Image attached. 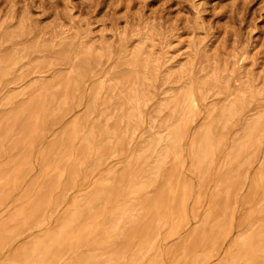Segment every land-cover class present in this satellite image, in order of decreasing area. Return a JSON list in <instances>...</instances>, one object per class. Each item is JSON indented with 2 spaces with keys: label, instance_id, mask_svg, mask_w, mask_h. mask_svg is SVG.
<instances>
[{
  "label": "rangeland",
  "instance_id": "374dc122",
  "mask_svg": "<svg viewBox=\"0 0 264 264\" xmlns=\"http://www.w3.org/2000/svg\"><path fill=\"white\" fill-rule=\"evenodd\" d=\"M145 37L158 41L161 47L157 48L165 45L170 48L171 56L160 68V71L163 69L160 79L169 71L173 73L186 69V73L180 79L177 75L173 76L167 85L154 91L156 98L146 107L145 123L136 130L135 133H139L134 135V141L131 145L125 142L123 149L118 148L123 151L126 149L124 155L111 156L113 147H107L101 156L90 151L82 159L77 155L80 137L74 141L70 139L68 127L78 119L83 134L93 132V142L100 138L102 129L107 125L106 116H115L120 108L123 101L119 94L120 83H124L127 63L132 60L133 53L141 46ZM149 41L150 39L145 44L147 47L143 50V58L148 57L151 51ZM157 48L155 46V50ZM156 53L161 54L162 50L157 49ZM9 57L14 60H6ZM13 61L15 64H12ZM189 66L194 67V74H187ZM214 68L224 70L222 75L229 78L227 79L232 87L228 91L216 87L204 92L206 99L200 103L201 110H198L197 115L199 118L196 117L188 135L183 139L184 142H181V149L184 148V155L182 151L181 155L185 157L180 155L176 162L170 159L164 173L144 189L139 196L145 203L144 209L126 228L124 236L118 241L104 244L100 235H92L89 241L82 243L83 249L80 248L77 252L65 249V252L69 250L54 264H75L78 256L92 252L105 256L121 248L122 242H128L129 253L140 244L143 239L140 232L152 219L150 213H155L157 208L164 213L163 219L166 218V222L155 229L153 239L150 238L151 250L139 264H149L152 259L156 260V264H192L193 256L215 248L221 254L206 264H218L230 241L244 234L250 224L264 218V203H259L264 194V171L260 190L255 194L252 192V195L249 193L250 197L255 196L256 199L247 195L253 189L257 170L264 165V140L258 146L243 152L250 157L251 164L242 167L238 174L236 167L226 162V155L239 142L246 121L258 112H264V0H0V196L2 192L6 194L1 196L6 200L0 198V264H10L25 244L27 246L46 231H53L73 202H80L94 192L96 183L110 167L121 171L128 161V155L138 149L139 143L151 135L152 131L162 129L159 125L150 127L149 124L151 118L159 121L167 115L166 112L162 115L155 112L160 98L171 92H178L191 80L197 81L204 73L216 70ZM159 81L157 86L161 84V80ZM100 83L111 85L113 89L94 97L93 90ZM210 87L208 85L206 90ZM249 89L263 95L251 99L243 116L223 131L222 147L215 154L210 169L212 171L205 175L206 179L203 177L205 180L198 177L192 173L188 156L191 136L195 132L193 129L197 131L200 124L205 123L206 116L203 115L209 109L228 104L239 94L236 91L248 92ZM161 90L165 92L162 94ZM41 99L43 105H40ZM107 99L112 103L109 115H105V106H102ZM24 106L25 111L21 110ZM40 109L43 111L41 115ZM16 113L22 115L17 124L12 119ZM26 116L29 119L24 122ZM38 121L42 123L41 130ZM41 121L45 122L44 125ZM30 123L32 129L28 127ZM36 124L38 129H34ZM67 137L72 140L71 143ZM62 150L68 152L62 156ZM99 162L101 165L98 166ZM174 169V176L170 177L169 173L172 174ZM73 170L76 173L72 175ZM61 171L64 176H60ZM209 174L212 176L209 177ZM48 178L54 182H48ZM229 180L232 188L225 186V182ZM47 182L52 187L48 192L50 202L40 206L38 211L35 209V215L31 214L38 200L36 197L38 198L43 188L48 187ZM190 182L193 192L191 199L187 200V215L182 217L170 206L172 196L183 184L191 186ZM106 188V194L113 193L108 186ZM160 189L163 197L155 207L153 202ZM110 204L108 198L102 199L98 211L109 209ZM162 204L166 205V210L160 207ZM210 210L213 213L208 218ZM84 212L86 214L80 220L83 224L103 222L102 216L96 220L85 219L89 212ZM39 221L42 223L37 226ZM135 226V230L132 229ZM231 227L233 228L230 230ZM196 230L197 234L193 237L192 233ZM219 233L226 237L215 243L214 238ZM151 253L155 255L154 258Z\"/></svg>",
  "mask_w": 264,
  "mask_h": 264
},
{
  "label": "bare ground",
  "instance_id": "6f19581e",
  "mask_svg": "<svg viewBox=\"0 0 264 264\" xmlns=\"http://www.w3.org/2000/svg\"><path fill=\"white\" fill-rule=\"evenodd\" d=\"M148 39H150L149 48H151V51L148 50V51H150V53L147 51L149 53L148 54L149 56L143 58L142 57L143 50L147 47L145 44L148 42ZM161 39H162V37H161ZM156 42L151 37H145L141 46H139V48L133 53L132 60L130 62H128L127 66H126L128 71L124 72V75H123L124 83H120V86L122 88L120 87L119 94H120V96H122L123 101L121 102L120 108L117 111L115 116H110V117L106 116L107 117L106 118L107 125H105L104 128L102 129V133H100V135H99L100 138L96 142H93L95 139L93 132L86 133V134L82 133L83 129L81 128L80 121L78 119L75 120L71 125L69 124L70 127H68V128H69L70 139H72L74 141L80 137V143H79L77 155H80V157L83 156L84 158H86V156L90 153V151H92L93 153L100 154V156H101L103 150H105L107 147L108 148L113 147V150L111 152V156H115L117 154H123L124 151H126V149L123 151V150H119L118 148L123 149L125 142H127V145H131L132 141H134V138L136 136L135 134L139 133V132L135 133L136 130L143 123H145L146 107H148L149 103L151 104L154 101V99L156 98L155 94H154L156 92H154V91H156V89H159L160 86L167 85V83H169L170 79L173 76L177 75L180 79L186 73L185 72L186 69L178 71V72H173V73H170V71H169V73H166L161 79L159 78L161 76V71H163V69L160 71V68H162V66H164L167 63V61L169 60V58L171 56V54H170L171 51H170L169 46H166V45L163 46L162 48H157L160 45L158 44V41H156ZM155 46L157 49L162 50L161 54L156 53L157 49L155 50ZM239 54H240V52H239ZM6 60L11 61L14 59L9 57ZM12 64H15L14 61ZM8 65H10V64H8ZM190 65H192V64H190ZM193 66H194V64H193ZM189 67L190 68L187 70V72H188L187 74L191 75L192 71H194L193 70L194 67L193 68H192V66H189ZM163 68H165V67H163ZM214 69H216V68H214ZM223 72H224V70L219 71L216 69V70H213L211 72L204 73V75H202L201 78L197 79V81L191 80V82L186 87H181L178 92H171L168 95H165L163 98H160L159 101L157 102L155 112L158 115H160V114L162 115V113L166 112L167 115H166V117L164 116L165 118L163 120H159V121H157L158 119L156 120V118H151L149 121V124H150V127H157L156 125H159L160 127H162V129L159 131H155V132L152 131L153 133L151 135H149L148 137H146V139H144L143 141H141L139 143L140 145H139L138 149L132 151L128 155V161H127L125 167L121 171H119L117 168L110 167L106 171L105 176L103 178H101L96 183V188H95L94 192L88 194L80 202H78V201L73 202L71 207L69 208V210L63 215V217L61 219L58 220V222L56 223L57 226L53 231H51V230L46 231L44 234L42 233L43 235L38 236L35 240H33L27 246L25 244V247L23 246L24 247L23 250L16 255V257L10 262V264H54L57 261H59L61 259L62 255L64 253H66L69 249H71L72 252L73 251L77 252L78 249H80V248L83 249V247H81L82 243L89 241V238L92 235L94 237L95 234L101 236L102 240L104 241V244L108 243L110 241L120 240L124 236V232H125L126 228L129 226V224H131V222L134 220V218L137 217L138 214L144 209L143 205L145 203L141 199H139V196L141 195V193H143L144 189L149 187L156 178H159L158 176H161L164 173V171L166 169V165L170 159L173 162H176L179 159L180 155L183 153L182 149H184V148L181 149V147H182L181 142L188 135V132L191 128V124L195 121L196 117H198L197 115H198V110L200 109L199 108L200 103L206 99V94L204 92L209 91L211 89H214L216 87H217L216 89L221 90L222 88H225L228 91L229 87H232L229 84V80H228L229 78L222 75V74H224ZM237 72H238V70H237ZM192 74H194V72ZM232 76H233V74H232ZM159 80H161V84L159 86H157V84L160 82ZM208 85H211V87H210V89L206 90V87H208ZM112 89L113 88L111 87V85H105L104 83H100L96 88H94L93 95H94V97H97L99 94L107 93L109 90H112ZM161 92L163 94L165 92V90H161ZM223 92H224V90H223ZM236 92H239V94L237 93V95L234 97V99H232L228 104L222 105L220 107L214 106L211 109L208 108L209 111L207 113H205L206 115H203L204 117L206 116L205 123L203 122L204 124H202V125L200 124V127L199 126H198L199 128L197 127L198 128L197 131L195 129H193L195 132L192 130L194 133L192 132L193 134H192L191 140H190V148L188 146V148H189V151H188L189 155L188 156L190 157V162H191L192 171H193L192 173H195L200 178H203V177L205 178V175L208 174L209 171H212L210 169H212L211 167H212L214 160H215V154L220 149V147H222L223 131L226 130L230 125H232L235 120H237L243 116L246 107L249 105V103H251V99L258 98V97L260 98L263 95L261 92H256L252 89H249L248 92H240V91H236ZM43 96H44V94H43ZM45 96H47V95H45ZM110 97H111L110 99H112V96H110ZM47 102H49V100H47ZM43 103L44 102L42 100V104L40 103V105H43ZM97 104L98 103H96V105ZM25 106L22 107L21 110L25 111ZM102 106H105V109H104L105 115H109L111 108H112L111 101L109 99H107L104 102V104H102ZM38 107H42V106L38 105ZM27 108L28 107H26V109ZM31 111H32V109H31ZM31 111H30V113H31ZM36 111H38V110H36ZM41 111H42V109H40V115H41ZM101 111H103V110H101ZM252 111H253V109H252ZM47 113H48V111H47ZM27 114H29V113H27ZM32 115H33V113H32ZM163 115H165V114H163ZM247 115H248V113H247ZM27 116L29 117V115H27ZM27 116H26V120H23L24 122L27 121V119H29V118H27ZM49 116H50V114H49ZM20 117H22V115L20 116L19 113L18 114L16 113L15 118H14V116L12 118L14 120L13 122H15L16 124L19 123L20 122L19 119H22ZM154 117H156V116H154ZM31 119H32V117H31ZM42 119H40V120H42ZM243 119H244V117H243ZM44 121H46L45 118H44ZM11 122H12V120H11ZM41 122H43V121H41ZM38 123H39V121H38ZM44 123L45 122H43V125H44ZM10 124H14V123H10ZM10 124H8V127ZM31 124L32 123H30V126H28L29 129H32V127H33V126H31ZM41 124L39 123L40 130L42 128L40 126ZM28 127L26 125V128H28ZM34 127H35L34 129L39 128L38 124H36ZM7 128H6V130H7ZM37 133H39V132H37ZM66 135L68 136V134H66ZM139 135H141V134H139ZM56 139H57V141L60 140L58 138H56ZM67 139H69V138L67 137ZM72 140H70L69 142L71 143ZM263 140H264V112H258L257 114H255L253 117L249 118L246 121L244 130H243L241 138L239 139V142H237L235 144V146H233L231 148V150L226 155V162L228 164H231V165L233 164L236 167V170H237L236 174H238L239 170L242 167L251 164L250 157L247 155L245 156L243 152L246 151L248 148L258 146L260 143H262ZM58 142H61V141H58ZM59 144L62 145L61 143H59ZM59 144H58V146H59ZM67 144L68 143L66 142V145ZM93 144H94V147H92ZM184 144H186V143H184ZM225 145H227V143H225ZM68 146H71V145H68ZM184 147H185V145H184ZM51 148H53V147H51ZM51 148H50V150H52V152H53V149H51ZM55 148H57V147H55ZM67 148H69V147H67ZM67 150H66V152H68ZM181 151H182V153H181ZM221 151H222V149H221ZM224 151H225V148H224ZM66 152L63 151L62 156H64V154ZM257 152L258 151L256 149V154H257ZM183 155H184V153H183ZM25 156L26 155H24V157ZM50 156H48L49 160L51 159ZM62 156H58V157L62 158ZM24 157H23V160H24ZM83 157H82V159H83ZM182 157H185V156H182ZM255 157H257V156H255ZM252 161H254V160H252ZM48 163H50V161L47 162V164ZM220 163H222V162H220ZM61 164L62 163H60V165ZM63 165L66 166V164H63ZM99 165H101L100 162H99L98 166ZM50 169H51V167H50ZM62 169H63V167H62ZM175 171H176V169H174V171H172L173 172L172 174H170L171 172L170 173L168 172L170 177L174 176L173 174L175 173ZM263 171H264V165H261L259 167V169L257 170V173H256V181H253V189L251 190V192L249 190L247 195H249V193L252 195V192H253V194H255V192L259 189V186L261 188ZM74 173H76V172L73 170L72 175ZM212 174H211V176H212ZM15 175H17V174H15ZM12 176H14V175H12ZM12 176H11V178H12ZM60 176H64L63 171H61ZM211 176L209 174V177H211ZM191 178H193V177H191ZM54 180H56V178ZM180 180H178V181L180 182ZM11 181H12V179H11ZM49 181H51V180L48 178V182ZM162 181H165V180H162ZM48 182H47V184H48ZM66 183H68V182H66ZM190 183H191V186L189 184H186V183L183 184V186L177 192L175 191L176 193L172 196V202H171L170 206H171V208L176 210V212L178 214H180L182 217H185L187 215V212H186V206L188 204L187 200H189V198L191 196V192H193V190L191 188L192 182H190ZM51 184H53V183H51ZM168 184H169V182H168ZM230 184H231L230 180L225 182L226 187H228ZM6 186H7V183H6ZM47 186L48 187H45L42 189L38 198L36 197V199H38V200L37 201L34 200V201H36L35 202L36 204L34 206V209H32L33 211L31 212V214L35 215V213H36L35 209L38 211V209L41 208L40 206L49 204L50 201L48 199V194H49L48 192L51 191L52 187L49 184ZM94 186H95V184H94ZM107 186H108V189H111L110 191H112L113 193L106 194V190H107L106 187ZM164 186H165V184H164ZM236 186H237V184H236ZM3 187H4V185H3ZM7 187H6V189H7ZM9 187H10V185H9ZM70 187H71V185H70ZM70 187H67V188H70ZM72 187H73V185H72ZM11 188L12 187H10V190H12ZM229 188H232V186H229ZM16 189H17V187H16ZM10 192H12V191H10ZM215 192H217V191H215ZM165 193H164V195H165ZM2 194H3V192H2ZM2 194H1V196H2ZM63 194H64V192L62 193V195ZM3 195L5 196L6 194H3ZM156 195H157V193H156ZM156 195H154V196H156ZM1 196H0V198H1ZM256 196H258V195H256ZM105 197L109 199V203H111L110 207L107 210L101 209L102 211H98L99 204L101 203L102 199H106ZM162 197H163V191H161V189H160V192L157 195V199L154 200V202H153L155 207L158 206L157 204H159V201L162 200ZM249 197H250V195H249ZM250 198L256 199L255 196L254 197L251 196ZM1 199H5V198H1ZM165 200H166V198H165ZM244 200H245V198H244ZM198 201L200 202V200H198ZM210 201H211V199H210ZM2 202L3 201H1V203ZM247 202H249V201H247ZM262 202L264 203V194H263L262 198L260 199L259 203H262ZM220 203H222V202H220ZM138 206H141V208L138 209ZM210 206H211V203H210ZM29 207H31V206H29ZM160 207H164V209L166 210L165 204H162V206H160ZM29 209H31V208H29ZM159 209L160 208H157L156 212L153 214L150 213L152 215L151 216L152 219L151 220L149 219L150 221L147 225L144 224V225H146V227L144 230H142V232H140L141 238H143V239L141 240V242L137 246V248H132V249L130 248L131 249L130 252L127 253L128 249H129V244H127L128 242L125 244L122 242V245H120L121 248L119 247L118 250H114L105 256L103 254H96L94 252L82 254V255L78 256V258L75 261V264H139V262L151 250L150 244L152 242L151 239H153L152 236L155 233L154 232L155 229H157L158 226H161L162 224H164L166 222L164 220L166 218L163 219L164 213L162 214ZM84 210H88V212H89V215L86 216L88 218L84 217L85 219L93 218L96 220L98 217L102 216L103 222L97 223V224H93V223L83 224V222H81L80 220H83L82 217L86 214L84 212ZM169 211H170V209H169ZM20 212L23 213L22 210ZM25 213H27V212H25ZM212 213L213 212H211V210L208 212V218L211 217ZM27 214H29V213H27ZM227 214H228V212H227ZM23 217H24V215H23ZM170 218H171V216H170ZM17 220L18 219H16V221ZM209 222H211V220ZM209 222H208V224H209ZM41 223H42V221H39L37 226H40ZM145 223H147V222H145ZM28 224L31 225L30 223H28ZM28 227H32V226H28ZM233 227H234V225H233ZM233 227H231L230 230ZM135 228H136V226L132 229L135 230ZM226 229H228V231H229V228H226ZM131 233L129 232V234H131ZM196 234H197V230L192 233V236L195 237ZM4 237H5V235H4ZM222 237H226V235L223 236L221 233H219L218 236L216 238H214V242L216 243V241L221 240ZM6 239L3 238V240H6ZM96 239H97V237H96ZM128 239H129V237H128ZM139 239H140V237H139ZM194 240H195V238H194ZM88 244H90V243H87V245ZM91 247H93V246H91ZM67 248H69V249L65 252V249H67ZM192 248H194V247H192ZM194 249H196V247ZM209 250L202 253V254L193 256V258H191V263L192 264H194V263L206 264L209 261L213 260L214 257H217L221 254V252L218 248L211 249L210 251ZM69 253L70 252H68V254ZM191 255L192 254H190V256ZM152 256H153V254H152ZM154 256H153V258H154ZM150 257H151V255H150ZM149 260H150V258H149ZM146 262H148V261L146 260ZM175 262H177V261H175ZM149 264H156V260L155 259L150 260ZM179 264H181V263H179ZM218 264H264V218H260V219H258V221H256V223L250 224V226L247 228V231L244 234H241V235L237 236L236 238H233L230 241L226 251L223 253L222 260Z\"/></svg>",
  "mask_w": 264,
  "mask_h": 264
}]
</instances>
